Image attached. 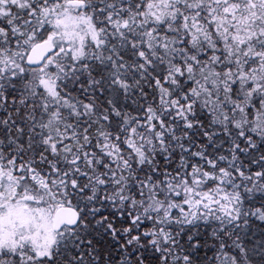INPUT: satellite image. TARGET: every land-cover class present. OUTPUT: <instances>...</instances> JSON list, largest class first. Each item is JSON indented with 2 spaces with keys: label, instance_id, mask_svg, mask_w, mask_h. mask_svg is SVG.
Returning a JSON list of instances; mask_svg holds the SVG:
<instances>
[{
  "label": "snow or ice",
  "instance_id": "1",
  "mask_svg": "<svg viewBox=\"0 0 264 264\" xmlns=\"http://www.w3.org/2000/svg\"><path fill=\"white\" fill-rule=\"evenodd\" d=\"M0 264H264V0H0Z\"/></svg>",
  "mask_w": 264,
  "mask_h": 264
}]
</instances>
